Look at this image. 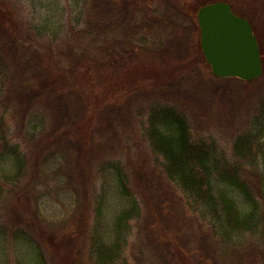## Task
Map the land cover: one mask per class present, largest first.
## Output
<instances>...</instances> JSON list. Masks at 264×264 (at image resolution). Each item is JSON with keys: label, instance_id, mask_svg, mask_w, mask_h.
<instances>
[{"label": "rangeland", "instance_id": "obj_1", "mask_svg": "<svg viewBox=\"0 0 264 264\" xmlns=\"http://www.w3.org/2000/svg\"><path fill=\"white\" fill-rule=\"evenodd\" d=\"M219 1L229 4L235 13L251 24L264 52V0H215ZM90 2L0 0V8L7 9L10 19L23 22L18 31L17 25H13L11 30L9 27L0 30L1 47L5 49L10 64L7 75L10 81L20 78L16 56L24 58V55H19L22 47L27 49L25 58L33 51L38 57L42 56V81L51 75L49 62L59 58V52L65 47H73L76 53L89 47V41L81 32L86 26ZM116 2L120 18L125 17L127 5H135L132 0ZM195 2L197 0H161L157 6L161 13L165 8L173 11L178 21L190 29V59L193 61L203 56L200 41L198 44L200 30L192 11ZM165 38L162 44L152 35H142L139 40L144 46L158 47L165 46ZM21 42H24V46ZM61 63L68 66L67 61ZM205 69L203 62L197 68L185 65L174 79L138 90L130 101L131 112L135 116L141 105L146 110V103L150 99L176 106L188 120L192 140H201L205 146L214 145L221 166L238 167L241 176L244 171H250L256 176L260 175V180L264 182V69L259 78L251 81L218 79L212 75L215 79L211 78L207 85L200 79V74L205 75ZM10 81L8 89L12 85ZM5 89L6 85L0 80V99L8 94ZM41 89L40 85L33 95L40 94ZM52 94L54 96L50 97ZM9 95L10 104L4 103L0 107L7 126L6 137L9 141L11 139V143L20 142L23 147V141L30 135L28 129L31 130L33 125V111L28 110L30 96L16 90ZM153 96L156 97L153 99ZM63 99L56 89L50 88L49 96L42 102L48 128H64L67 117L66 101ZM103 112L110 121L109 126L113 124L117 129V141L121 148L116 146L113 137L112 132L116 130L109 126L110 130L106 127L82 128L77 132L71 130V139L57 145L69 159H51L42 165L41 173L34 178V157L28 146L30 171L26 176L15 182V188L4 184L5 178H0V264H264V221L256 229L247 227L240 232L230 231L221 214L218 217L206 209L192 213L190 208H195L187 203L178 204V210L184 209L183 212L194 219L197 234L198 227L203 231L204 235L199 233V238L198 235L194 237L198 246L204 248L206 244L214 248L216 257L204 258L195 249L185 254L174 252L171 256L168 251L175 247L173 237L169 238V244L160 243L155 237L158 230L150 227L157 231L156 235L143 229L142 224L146 227L145 224L149 226L148 222L152 221L151 207L143 205L142 197L133 186L140 212L136 219L129 220V228L117 237L114 219L130 206V200L123 197L117 188L114 166L119 165L128 173L130 163H136L139 154H144L152 167L155 168V165L143 138L141 124L133 121L125 124L119 108L112 105L106 106ZM106 133L108 136H105ZM89 135L95 143L89 142ZM39 137L41 134L35 135V144ZM243 137L249 139V144L239 152L238 141ZM5 166L8 168L9 162ZM255 180L253 184H257ZM153 191L152 187L149 206L156 200ZM226 193L241 216L251 214V206L237 190L230 188ZM257 202L259 215L264 219V203L260 199ZM75 206L76 212L71 214ZM37 214L46 221L44 224H62L56 226L55 232L48 230V227L45 229L40 227ZM80 219L85 220L84 224L80 223ZM198 219L200 224L197 223ZM78 225L91 229L80 239L72 233ZM224 229L229 232L227 238L221 236ZM211 231L217 233L214 238L208 236H212ZM93 238L98 245L92 243ZM175 240L180 242V239ZM165 251L168 252L167 256H164Z\"/></svg>", "mask_w": 264, "mask_h": 264}, {"label": "trees", "instance_id": "obj_2", "mask_svg": "<svg viewBox=\"0 0 264 264\" xmlns=\"http://www.w3.org/2000/svg\"><path fill=\"white\" fill-rule=\"evenodd\" d=\"M132 1L135 5H127L125 17L120 18L116 0H91L86 26L81 32L89 41V47L83 48L82 52L78 53L70 46L61 50L59 58L49 62L51 75L45 81H42L44 74V66L40 61L42 56L38 57V54L33 51L25 58L27 49L24 47L19 49V55H24V58L16 56L20 78L10 81L7 76L10 72V64L4 53L5 49L0 43V80L6 85L5 90L8 93L5 98L0 99V107L4 103L10 104L9 93L16 90L30 96L28 110L33 111L31 116L33 125L31 130L28 129L30 135L23 141V147L20 142L11 143V139L9 141L6 137L7 126L3 114L0 113V178H5L3 183L15 188L17 181L26 176L30 171L27 162L28 146L34 157L32 173L34 178L41 173L42 165L44 166V163L51 159L60 157L69 159V156L65 157L64 152L61 148H57V145L71 139V130L77 132L82 128L90 130L104 127L109 130L115 129L113 124L109 126L110 121L103 112L106 106L112 105L114 108H119L125 124L129 125L132 121L141 124L143 138L155 165V168L152 167L144 154H139L137 162L130 163L128 173L119 168V165L114 166L117 188L123 197L130 200V206L114 219L116 236L122 235L123 231L129 228V220L138 217L140 209L135 198L138 193L142 197L143 205L151 207L153 216L152 221L148 222L149 226L147 223L146 227L142 224L143 229L146 228L153 234H156L155 231L158 230L159 233L155 236L158 242L169 244V238L173 237L175 247L168 251L171 252V256L174 252L185 254L195 249V251L199 250L204 258H215L214 248L206 244L205 247L202 246L204 248L198 246L194 237L198 235L199 238V233L203 234V231L198 227L197 234L194 219L188 217L183 212L184 209L178 210V204L187 203L190 207H194L195 209L190 208L192 213L206 209L215 216L219 217L221 214L225 217V224L230 231L240 232L247 227L256 229L264 221L259 215L257 202L260 199L264 203V182L260 180V175L256 176L250 171H244L242 173L244 177L240 175L241 170L238 167L221 166V161L216 158L214 145L205 146L201 140H192L188 120L176 106L163 104L161 100L150 99L146 103V110L141 103L135 116L131 112L130 101L138 90L167 79H174L185 65L197 68L203 62L206 73L200 74L202 83L207 85V82L214 78L203 56L194 61L190 59V29L178 21L173 11L165 8L163 13L159 12L157 6L161 0ZM214 2L215 0H197L192 8L196 19L199 8ZM13 25H17L18 31L23 22L20 20L14 22L10 19L7 9L0 8V30L5 27L11 30ZM142 35L156 37L159 44H162L166 37L165 46H144L139 40ZM21 43L24 46V42ZM258 45L264 69V52L259 41ZM61 61H67L68 66H64ZM229 80L241 81L236 78ZM9 81L12 85L8 89ZM38 83L42 89L36 96L33 92L39 88ZM50 88L56 89L66 101L64 104L67 119L64 128L58 126L51 129L45 124L42 102L49 96ZM115 130L112 132L113 137L116 139V146L121 148L117 141V129ZM36 134H41V137L35 144ZM105 136L108 134L106 133ZM110 138L111 143L114 144L113 138L111 136ZM88 140L96 142L90 135ZM248 144L247 137L239 139V152H242ZM6 162H9L8 168L5 166ZM143 180L146 182L144 183ZM254 180L257 184L252 183ZM147 184L148 187H145ZM151 186L154 188L156 200H153L149 206ZM29 187L32 186L29 185ZM230 188L237 190L244 197L245 202L252 208L251 214L240 215L234 202L226 193ZM1 189L0 187V191ZM75 212L76 206L71 214ZM37 217L41 223L40 227L43 226L45 229L48 227V230L52 229L54 232L56 226L60 227L62 224V222L56 226L50 223L44 224L46 221L42 220L38 214ZM84 221L80 219V223L84 224ZM197 223L200 224L199 219ZM90 230L86 226L78 225L76 231L73 230L72 233L80 239ZM211 234L212 236L209 234L208 236L214 238V234L217 233L211 231ZM228 235V230L224 229L222 238H227ZM175 238L180 239V242H177ZM184 238L187 239L184 240ZM91 241L94 245H98L94 238ZM199 247L200 249H197ZM168 252L165 251L164 256H167Z\"/></svg>", "mask_w": 264, "mask_h": 264}, {"label": "water", "instance_id": "obj_3", "mask_svg": "<svg viewBox=\"0 0 264 264\" xmlns=\"http://www.w3.org/2000/svg\"><path fill=\"white\" fill-rule=\"evenodd\" d=\"M200 48L215 78L251 81L263 72L258 40L250 23L223 1L199 8Z\"/></svg>", "mask_w": 264, "mask_h": 264}, {"label": "flooded vegetation", "instance_id": "obj_4", "mask_svg": "<svg viewBox=\"0 0 264 264\" xmlns=\"http://www.w3.org/2000/svg\"><path fill=\"white\" fill-rule=\"evenodd\" d=\"M232 9V8H231ZM233 10V9H232ZM239 16V15H238ZM251 25V24H250Z\"/></svg>", "mask_w": 264, "mask_h": 264}]
</instances>
